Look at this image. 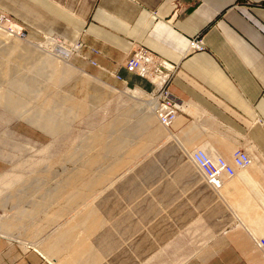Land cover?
Returning <instances> with one entry per match:
<instances>
[{
  "label": "crops",
  "instance_id": "1",
  "mask_svg": "<svg viewBox=\"0 0 264 264\" xmlns=\"http://www.w3.org/2000/svg\"><path fill=\"white\" fill-rule=\"evenodd\" d=\"M0 9L30 39L79 44L86 75L150 92L124 67L137 58L182 104L168 128L154 117L159 131L147 138L161 143L89 201L78 227H59L73 213L53 188L37 196L34 183L0 180V264H264V0H0ZM15 48L30 58L0 40L7 83ZM193 148L226 158L241 149L251 163L215 190L189 161ZM11 154L0 147V175ZM44 215L52 224L41 231Z\"/></svg>",
  "mask_w": 264,
  "mask_h": 264
},
{
  "label": "rangeland",
  "instance_id": "2",
  "mask_svg": "<svg viewBox=\"0 0 264 264\" xmlns=\"http://www.w3.org/2000/svg\"><path fill=\"white\" fill-rule=\"evenodd\" d=\"M0 40L22 43L30 57L20 60L18 49H13L9 59L15 79L9 83L10 77L3 78L0 71V147L13 153L7 158L9 166L6 164L12 171L2 173L0 180L34 183L40 188L37 196L53 188L59 202L73 213L59 227H78L93 207L89 201L92 203L161 143L147 138L148 133L159 131L153 120V100L146 91L135 99L131 86H113L114 80L86 75L77 61L79 54L68 52L55 37L28 38L2 9ZM52 42L60 51L55 50L50 61L39 50ZM31 44L35 49H28ZM37 56V60L33 58ZM63 61L68 68L62 66ZM52 64L57 66L54 71ZM20 82L26 85L22 94ZM10 94H21L16 108L6 105ZM47 218L44 215L38 222L41 231L51 229Z\"/></svg>",
  "mask_w": 264,
  "mask_h": 264
},
{
  "label": "built area",
  "instance_id": "3",
  "mask_svg": "<svg viewBox=\"0 0 264 264\" xmlns=\"http://www.w3.org/2000/svg\"><path fill=\"white\" fill-rule=\"evenodd\" d=\"M55 38L64 44L63 47L71 54H74L80 47L79 44H67L63 39ZM200 46L197 42L190 44L192 48H198ZM124 67L128 71L151 82L153 88L148 93L153 100V113L158 123L168 128L181 112V102L172 97L167 87L157 85L154 81L158 79V75L137 58L129 57L124 62ZM188 157L200 171L205 181L215 190H219L223 183L232 178L238 170L247 167L251 163V158L241 149L234 150L230 158H226L223 156L212 157L201 148H193L189 150ZM257 245L264 247V237L257 239Z\"/></svg>",
  "mask_w": 264,
  "mask_h": 264
},
{
  "label": "bare ground",
  "instance_id": "4",
  "mask_svg": "<svg viewBox=\"0 0 264 264\" xmlns=\"http://www.w3.org/2000/svg\"><path fill=\"white\" fill-rule=\"evenodd\" d=\"M50 40V39H49ZM52 41V40H51ZM28 43V42H27ZM30 45V44H29ZM32 45V44H31ZM37 47V46H36ZM28 49H35V46L33 47V45L32 46H29V48ZM40 49V48H39ZM55 50H59L60 51V46H58L56 43H45V44H43V47L39 50V54H41V55H44L43 57L44 58H46L47 60H50V61H52L54 58H55V56H54V51ZM64 53V52H63ZM68 60V59H67ZM67 62V61H66ZM66 62H64L63 61V67L66 69V68H68L69 66L67 65V64H65ZM53 66H54V64H52ZM57 69V66L55 65L54 67H53V71L54 70H56ZM70 69V68H69ZM36 78V77H35ZM95 83H97L98 84V82H95ZM99 86H101V85H99ZM1 90V89H0ZM24 91L23 90H21L20 91V93L22 94ZM13 93V92H12ZM103 93V92H102ZM21 94H10L9 96H7L6 97V99H5V102H6V105L10 108V107H15L16 105L15 104H18V102L20 101L19 99H21L20 97H19V95H21ZM18 95V96H17ZM142 95H144L140 90H138V89H135L133 92H132V96L136 99V98H138V97H140V96H142ZM150 96V95H149ZM1 99V98H0ZM2 100V99H1ZM18 107V106H17ZM16 108V107H15ZM211 156V155H210ZM213 157V156H212ZM191 163H192V161H190ZM193 164V163H192ZM194 165V164H193ZM194 167H196L195 165H194ZM237 173V172H236ZM236 175V174H235ZM234 175V176H235ZM233 176V177H234ZM231 179V178H230ZM207 183V182H206ZM225 183V182H224ZM223 183V184H224ZM208 184V183H207Z\"/></svg>",
  "mask_w": 264,
  "mask_h": 264
}]
</instances>
